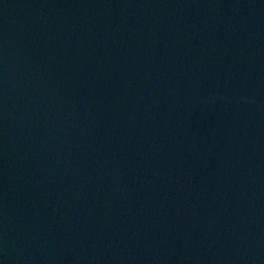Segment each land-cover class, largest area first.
I'll use <instances>...</instances> for the list:
<instances>
[{
	"label": "water",
	"instance_id": "1",
	"mask_svg": "<svg viewBox=\"0 0 264 264\" xmlns=\"http://www.w3.org/2000/svg\"><path fill=\"white\" fill-rule=\"evenodd\" d=\"M0 264H264V0H0Z\"/></svg>",
	"mask_w": 264,
	"mask_h": 264
}]
</instances>
